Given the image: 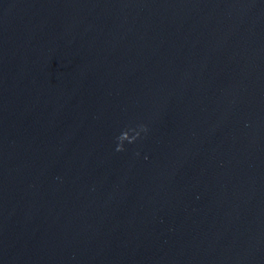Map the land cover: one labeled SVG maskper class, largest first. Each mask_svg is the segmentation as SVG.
<instances>
[{
    "label": "water",
    "instance_id": "obj_1",
    "mask_svg": "<svg viewBox=\"0 0 264 264\" xmlns=\"http://www.w3.org/2000/svg\"><path fill=\"white\" fill-rule=\"evenodd\" d=\"M0 264H264V0H0Z\"/></svg>",
    "mask_w": 264,
    "mask_h": 264
}]
</instances>
